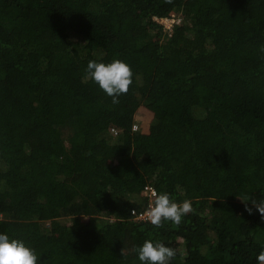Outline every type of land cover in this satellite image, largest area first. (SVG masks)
<instances>
[{
	"label": "trees",
	"instance_id": "16d2710c",
	"mask_svg": "<svg viewBox=\"0 0 264 264\" xmlns=\"http://www.w3.org/2000/svg\"><path fill=\"white\" fill-rule=\"evenodd\" d=\"M173 11L169 36L153 17ZM261 45L264 0H0V234L38 264H141L148 239L171 264H257L264 219L239 199H264ZM114 58L134 74L119 104L83 82ZM147 183L194 211L135 220Z\"/></svg>",
	"mask_w": 264,
	"mask_h": 264
},
{
	"label": "clouds",
	"instance_id": "9594fccd",
	"mask_svg": "<svg viewBox=\"0 0 264 264\" xmlns=\"http://www.w3.org/2000/svg\"><path fill=\"white\" fill-rule=\"evenodd\" d=\"M164 2L172 4L173 0H164ZM259 51L264 53V45H261ZM133 75L130 65L119 58H114L108 63L91 60L87 64L83 82L95 83L111 98L113 104H119V98L126 95L133 84ZM239 200L245 204V211L250 215L253 214L254 208L264 219V199H252L250 203ZM249 204L251 207L248 206ZM193 211L192 201L189 199L177 202L167 192H153L147 208L139 214L136 210H132L131 216L146 220L154 227L160 228L163 227L164 221H170L175 225L181 224L183 217ZM132 251L137 254L141 264H171L178 254L176 248L165 246L160 242L154 243L150 239L145 240L142 246ZM127 252L128 250L123 248L121 255L125 257ZM256 260L257 264H264V250L258 253ZM0 264H38V256L23 240L0 234Z\"/></svg>",
	"mask_w": 264,
	"mask_h": 264
},
{
	"label": "built area",
	"instance_id": "2783aa9c",
	"mask_svg": "<svg viewBox=\"0 0 264 264\" xmlns=\"http://www.w3.org/2000/svg\"><path fill=\"white\" fill-rule=\"evenodd\" d=\"M153 20L162 27L164 33L168 34L169 36H172L177 26L182 24L183 16L180 13L173 11L169 15H166V16L156 15L153 17ZM133 130L134 131L139 130V125L136 122L133 124ZM110 132L112 135H117L119 130L116 127H111ZM153 192L158 193L157 188L154 185L147 183L142 190V196L144 200L146 201V206L141 210L137 208H133L132 210H136L138 214L143 212L147 208V205L150 199L152 198ZM132 210H131V213H132ZM0 217H1V214H0ZM134 219L141 220V219H136V218ZM142 221H146V220H142Z\"/></svg>",
	"mask_w": 264,
	"mask_h": 264
},
{
	"label": "rangeland",
	"instance_id": "374dc122",
	"mask_svg": "<svg viewBox=\"0 0 264 264\" xmlns=\"http://www.w3.org/2000/svg\"><path fill=\"white\" fill-rule=\"evenodd\" d=\"M183 22H184V17H183ZM157 119H158V117L155 114H153L150 111L143 109L142 111L139 112V114L136 115V119H135L136 120L135 122L139 125L138 131L151 132V127H153L152 125H154L156 123ZM127 246H128V244H127L126 240L123 241V243L120 245L121 249L126 248Z\"/></svg>",
	"mask_w": 264,
	"mask_h": 264
}]
</instances>
